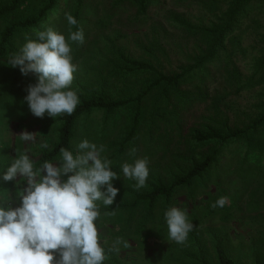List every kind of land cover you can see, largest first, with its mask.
<instances>
[{
  "label": "rangeland",
  "instance_id": "374dc122",
  "mask_svg": "<svg viewBox=\"0 0 264 264\" xmlns=\"http://www.w3.org/2000/svg\"><path fill=\"white\" fill-rule=\"evenodd\" d=\"M159 8H153L146 21L138 20L134 7L127 5L116 11L110 17L115 0H61L57 14L51 17L47 25L68 35L69 25L65 14H72L82 27L85 34L84 44H73L72 55L78 66L72 88L77 90L85 82H94L99 78L107 61V47L113 45L122 48L128 56L137 60L152 59L147 55L154 44L159 43L166 51L160 56V69L166 73L178 72L181 67L194 64L195 60L208 50L201 31L216 23L217 16L209 8L211 0H158ZM42 0H30L22 5L15 17L22 20L33 14V10L43 6ZM98 19L102 20L98 22ZM186 24V25H185ZM6 23L0 22V35ZM73 31L75 28L72 29ZM235 36L241 42L246 55L235 59V65L244 79H250L256 66V60L264 55V3L248 8L245 17L237 20L230 37ZM21 40H18V45ZM229 49V48H228ZM79 53L76 54V51ZM161 51H156L158 53ZM159 57V56H158ZM222 59H216L206 65V69L214 74L215 80L207 82L211 98L205 104H196L191 114L186 117L184 135L191 129L206 124L210 120H218L217 112L211 111L214 97H220V117L229 118L233 127L245 128L261 117L264 107V87L259 86L251 91H240L227 81L225 65ZM7 76L0 72V80ZM189 91L193 89L187 88ZM0 168L6 167L12 159L21 154H27L38 162L45 151H50L57 144V125H51L47 115L43 118L33 116L26 102L11 98L8 94H0ZM102 115H94L89 119L92 126L84 131L83 126L77 134L76 144L87 138L98 145L106 147L105 155L112 161V170L119 178L113 181L120 191L112 207L119 203H133L134 194L148 193L150 185L162 178L170 179V162L181 155L174 138L169 150L155 151V144L169 143L168 136L155 141L138 140L136 157H146L149 160L150 175L147 186L137 190L135 181L123 177L121 164L131 161L129 151L118 156L116 147L125 136L126 123L120 125L109 139H102L100 129L95 122L101 121ZM216 122V121H215ZM84 123V122H82ZM23 131L35 134V140L24 142L19 135ZM169 131V130H168ZM166 133V132H165ZM155 151V152H154ZM154 152V153H153ZM231 156H226L221 162L223 167L230 166L229 173L220 172L204 187L195 190L194 198L197 207H192L189 193L181 191L171 206H179L188 212L189 219L194 223V229L184 244H177L168 239L167 225L164 221L163 204L156 210L154 218L147 216L145 208L134 211H124L105 214L98 221L101 240L105 248L112 247L114 241L122 240L127 247L120 246V251L109 253L105 264H196L195 255L199 250L209 264H216L213 252V242L210 234L225 236L229 241V257L233 264H264V204L255 206L264 192V178L261 181L244 183L237 175L239 160L231 162ZM222 167V168H223ZM227 170V169H226ZM232 171V173H231ZM246 178V177H245ZM22 181H0V192L6 193L9 200L19 194ZM227 197L226 208H231L227 217L222 213L215 216H205L212 208L211 204L219 197ZM207 204L201 207L203 201ZM264 203V201H262ZM208 205L207 210L205 206ZM100 206H104L102 203ZM257 206V205H256ZM224 208V207H223ZM222 208L217 207V211Z\"/></svg>",
  "mask_w": 264,
  "mask_h": 264
},
{
  "label": "trees",
  "instance_id": "16d2710c",
  "mask_svg": "<svg viewBox=\"0 0 264 264\" xmlns=\"http://www.w3.org/2000/svg\"><path fill=\"white\" fill-rule=\"evenodd\" d=\"M28 1L30 0H0V22L6 23L0 35V72L4 77L7 76L6 80H0V94H8L23 102H26L24 97L27 95L28 85L35 83L36 77L33 74L23 76L18 68H12L7 61L25 43L26 35L34 36V30H42V25L52 27L47 23L57 14L61 2L42 0L43 6L35 8L31 16L22 20L16 18L17 11ZM115 1L110 17L121 7L129 5L136 10L138 20L146 21L153 8L160 7L158 0ZM260 3H264V0H211L209 8L215 17L218 15L217 21L201 31L203 38L207 40L205 43L208 50L193 65L181 67L178 72L166 73L160 69L159 58L166 51L159 43L154 44L152 50L146 51L152 59L144 60L128 56L116 45L107 47L108 62L99 78L94 82H85L77 89L80 104L76 111L71 116L64 115L50 120V124L57 125L58 128L57 144L52 150L45 151L38 162H34V167L40 168L45 161L56 162L62 148L74 151L73 142L77 139L80 126H83L85 132L89 131L92 127L89 122L91 116L102 115V120L95 124L104 140L110 138L121 121L126 123L124 139L116 147L118 156L133 148L137 149L138 140L155 141L158 137L165 139L164 136L167 135L169 143H157L154 150L161 151L162 145L169 150V145L177 137L181 157L179 161L174 158L168 164L171 169L168 182L162 178L157 179L150 185L148 193L134 194L133 203L100 206V219L106 213L129 212L142 207L152 219L161 204L165 211L181 191L189 193V201L196 209V188L206 186L215 174L226 171L229 173L233 164L225 167L221 165L226 156H231V162L240 159L237 175L244 183L254 185L255 181L252 179L261 181L264 178V107L258 120L245 128H238L231 125L229 118L220 117L221 98L214 97L210 109L218 111L216 117L219 121L209 119L206 124L195 127L184 135L186 117L192 113L196 104H205L211 98L207 82L215 80L220 69L214 74L206 69V65L214 60H223L222 67L225 65L227 81L233 88L251 91L259 86L264 87V55L256 60L253 76L244 79L235 65V59L246 55V51H243L238 38L230 37L237 20L245 17L249 7ZM98 22L102 23V20L98 19ZM18 40H21L19 45ZM156 51L161 52L157 55ZM78 53L79 50L76 51ZM187 88L193 90L189 91ZM262 201L264 192L256 201L257 206L254 205L256 211L258 206L264 204ZM205 204L207 202L204 200L201 207ZM207 207L208 205L205 206L206 210ZM219 211L217 208L209 210L205 216L212 217L222 213L223 217H227L231 208L224 207ZM210 238L216 264H233L229 257L228 239L216 233L210 234ZM194 257L196 264H209L202 250Z\"/></svg>",
  "mask_w": 264,
  "mask_h": 264
},
{
  "label": "clouds",
  "instance_id": "9594fccd",
  "mask_svg": "<svg viewBox=\"0 0 264 264\" xmlns=\"http://www.w3.org/2000/svg\"><path fill=\"white\" fill-rule=\"evenodd\" d=\"M65 18L67 36L42 25L34 36H25V43L7 61L23 76L36 77L24 101L37 118L71 116L80 104L78 91L72 88L78 70L72 45H82L85 34L72 14ZM19 137L26 143L36 138L28 131ZM105 152V145L84 138L74 151L60 149L56 162L45 161L40 168L27 154L0 168V181L23 182L14 201L0 192V264H105L109 253L127 247L117 239L106 249L101 240L100 204L113 205L120 191L113 184L120 176ZM135 153V148L130 150L132 159L124 161L121 169L139 190L147 186L150 169L148 158ZM227 199L221 196L211 207L223 208ZM164 221L168 239L177 244H184L194 229L188 212L179 206L166 208Z\"/></svg>",
  "mask_w": 264,
  "mask_h": 264
}]
</instances>
